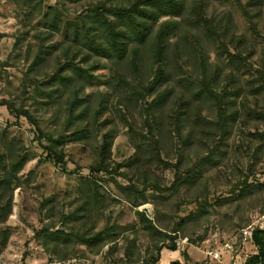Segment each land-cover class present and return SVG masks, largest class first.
<instances>
[{
	"label": "rangeland",
	"instance_id": "rangeland-1",
	"mask_svg": "<svg viewBox=\"0 0 264 264\" xmlns=\"http://www.w3.org/2000/svg\"><path fill=\"white\" fill-rule=\"evenodd\" d=\"M131 1L0 0V180L11 179L0 204L10 199L12 205L8 218L0 222V232L8 233L0 264H164L169 258L181 264H243L257 253L252 232L264 228V81L259 82L257 74L264 62V0L256 9L248 6L249 0H203L208 17L227 22L223 17L230 15L231 32L248 37L236 68L225 55L219 56L202 28L189 23L188 12L171 39L180 42L170 69L174 94L196 92L202 58L211 70L219 69L220 86L233 101L230 111L238 112L225 138L218 135L205 142L200 127H194L196 138L185 144L192 123L181 133L172 124L159 146L147 152L152 178L141 181L146 178L128 163L141 136L148 142L154 139L147 134L145 114L126 99L116 70L131 83L135 73L123 63L116 69L102 59L84 91L91 101L103 99L107 105L103 120L110 119L106 129L115 132L108 170L91 169L97 158L94 133L84 144L67 141L55 147L51 142V136L56 140L61 133H71H65L70 93L49 83V77L67 53L85 52L84 46L67 39V31L83 21L91 24L96 7L103 13V5ZM29 11L34 14L28 19ZM246 12L253 16L254 29ZM40 43L50 54L33 66ZM229 48L237 52L234 45ZM95 60L92 55L87 66ZM229 70L232 77L227 80ZM200 105L202 114L215 117L212 100L204 98ZM22 109L32 117L21 115ZM89 114L96 116L92 109ZM22 156L27 160L12 173L11 162ZM205 157L210 160L203 161ZM180 158L178 171L173 166ZM200 161L202 166L194 171L201 170V175L186 185V168ZM120 186L131 189L123 193ZM4 189L1 185L0 195ZM210 252L219 253L218 259H211Z\"/></svg>",
	"mask_w": 264,
	"mask_h": 264
},
{
	"label": "trees",
	"instance_id": "trees-1",
	"mask_svg": "<svg viewBox=\"0 0 264 264\" xmlns=\"http://www.w3.org/2000/svg\"><path fill=\"white\" fill-rule=\"evenodd\" d=\"M262 1L249 0L248 6L255 9L260 8L263 4ZM189 2L188 0H132L127 5L114 4L108 8L103 5L105 12L102 13L97 10L99 7L93 10L95 13L91 18V24L83 21L81 26H73L70 32L67 31V39L71 43L84 46L85 52H82L83 58L79 62L76 61V56L81 52H76L74 55L67 53L65 61L58 64L48 80L51 84L56 85L57 83V89H67L70 93V96L67 97L68 120L65 133L68 131L71 133L67 134L68 136L61 133L56 140H53L51 136L50 140L55 147L63 146L67 141L84 144L91 139L90 134L94 133L93 149L97 158L95 166L91 169L95 172L108 170V160L115 132L112 128L106 129L111 125V120H103L107 105L103 103V99L91 101L90 95L84 91L85 85L93 78L91 71L100 67V60L102 59L111 61L112 67L116 69L119 68L120 63H123L130 72L135 73L134 83H131L127 77L116 70L119 86L125 89L126 99L130 101L129 104L140 107V115L145 114L143 122L147 127V134L154 139L153 142H148L147 139L149 138L145 139L141 136L143 140L137 144L135 156L128 163V166L134 168L141 179L143 176L146 178L141 181L146 183L152 178L151 175L149 176L151 169L150 160L146 159L147 152L151 151L152 146H159L164 134L170 132L172 124H175L177 131L181 133L187 122L190 125L192 123L193 129L187 134L185 144H192L194 140L192 138H196V127H200L203 133L202 140L205 142L213 140L214 136L219 135L223 139L228 135L231 131V123L236 121L238 112L233 114L230 111V104L233 101L227 97L225 88L220 86L219 69L211 70L207 61L201 57L202 60L199 64L201 78L196 92L191 96H186L184 92L178 95L174 94V87L170 85L173 80L170 69H172L174 54L180 52V42L171 39L184 23L183 17L188 12L189 23L202 28L207 37L216 44L219 56L225 55L228 65L232 64L235 68L243 60V52L240 47L249 40L245 34L235 36L234 32H231L230 15L223 17L227 18V22H223L205 14L203 0H190ZM248 9L250 10V8ZM33 14L34 11H29L28 19ZM245 16L251 24V29H254L253 16L248 12ZM163 17L168 18L161 20ZM231 45H234L237 52H230L229 47ZM67 50L70 51V49ZM48 54H50V49L40 43L32 65L39 66L42 64ZM92 55L96 57V63L87 66ZM83 62H85V66L81 64ZM257 74L259 76L258 81H264V62L258 68ZM231 77L232 74L229 70L225 78L229 80ZM260 89L263 88H255L254 93H259ZM136 91L140 95L139 97L136 95ZM204 98L212 100L216 111L214 118L202 114L200 102ZM141 99L146 100L141 102ZM91 109L96 114L97 120L92 114H89ZM21 115L28 118L32 117L26 109L21 110ZM71 126H73L72 129H70ZM157 157L159 158V156ZM26 160L27 156H22V158L11 162L10 171L18 173ZM204 160L207 161L210 158L205 157ZM202 164L200 161L192 168H186V178L183 180L186 185L192 186L195 183L202 172L201 170L198 172L194 170ZM173 167L180 171L182 168L181 158ZM10 183L11 179L0 180V187L1 185L5 186L3 194L0 195V202L5 194L4 191L10 189ZM130 187L120 186L119 188L123 193H127L131 189ZM134 187L132 186L133 189ZM145 200L146 198L143 196L142 201ZM11 207L10 199L4 204H0V222L8 218ZM0 234L1 251V247L7 242L8 233L4 230ZM98 239L99 236L95 239H85V241ZM252 240L257 247V253L248 257L243 264H264V228H255L252 232ZM170 249L175 250L176 247L171 246ZM184 257L187 258V254H184ZM169 264H181V262L173 260ZM194 264L206 263L194 262Z\"/></svg>",
	"mask_w": 264,
	"mask_h": 264
},
{
	"label": "built area",
	"instance_id": "built-area-1",
	"mask_svg": "<svg viewBox=\"0 0 264 264\" xmlns=\"http://www.w3.org/2000/svg\"><path fill=\"white\" fill-rule=\"evenodd\" d=\"M209 255H210L211 259H218V257H219V253L210 252Z\"/></svg>",
	"mask_w": 264,
	"mask_h": 264
},
{
	"label": "crops",
	"instance_id": "crops-1",
	"mask_svg": "<svg viewBox=\"0 0 264 264\" xmlns=\"http://www.w3.org/2000/svg\"><path fill=\"white\" fill-rule=\"evenodd\" d=\"M167 255H169V254H166V257H167ZM168 257H170V256H168ZM172 257V256H171ZM173 258H175V257H173ZM169 259H171V258H169ZM169 259H165V261L163 262L164 264H169L170 263V261L171 260H169Z\"/></svg>",
	"mask_w": 264,
	"mask_h": 264
}]
</instances>
